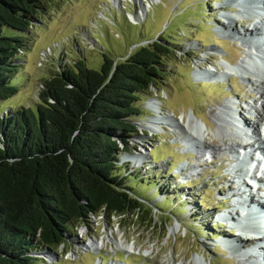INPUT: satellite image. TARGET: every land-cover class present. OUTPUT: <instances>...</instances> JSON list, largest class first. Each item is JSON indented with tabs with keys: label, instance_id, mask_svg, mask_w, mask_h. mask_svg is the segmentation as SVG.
<instances>
[{
	"label": "rangeland",
	"instance_id": "374dc122",
	"mask_svg": "<svg viewBox=\"0 0 264 264\" xmlns=\"http://www.w3.org/2000/svg\"><path fill=\"white\" fill-rule=\"evenodd\" d=\"M226 1L54 0L33 27L31 47L21 53L23 86L1 104L4 114L34 104L53 69L81 56L99 69L106 49L119 61L137 41L164 37L175 52L165 59L168 70L153 87L154 97L141 99L144 114L137 121L143 126L120 162L129 176L150 181L142 192L151 199L154 225L132 215L93 216L56 256L43 251L48 253L41 254L43 264H196L203 257L208 264H264V242L241 240L230 252L223 247L224 239L231 241L238 232L258 235L257 229L238 219V229L218 221L223 212L239 216L244 195L253 200L248 204L257 198L239 183L251 178L252 158L241 169L239 156L247 145L258 149L264 126L257 114L264 116V58L258 64L264 56V20L247 18ZM247 28L251 32L245 35ZM12 31L4 27V34ZM227 65H244L249 72L234 75ZM158 113L160 119L154 118ZM189 123L205 127L203 141L183 132ZM135 191L140 193L136 185ZM121 240L135 247L120 249Z\"/></svg>",
	"mask_w": 264,
	"mask_h": 264
},
{
	"label": "trees",
	"instance_id": "16d2710c",
	"mask_svg": "<svg viewBox=\"0 0 264 264\" xmlns=\"http://www.w3.org/2000/svg\"><path fill=\"white\" fill-rule=\"evenodd\" d=\"M53 3L0 0V264H43V251L59 253L93 216L155 222L142 192L150 181L120 162L139 134L141 99L154 97L175 53L166 37L137 41L119 61L106 49L99 69L81 56L53 69L34 104L1 110L23 86L21 53Z\"/></svg>",
	"mask_w": 264,
	"mask_h": 264
},
{
	"label": "bare ground",
	"instance_id": "6f19581e",
	"mask_svg": "<svg viewBox=\"0 0 264 264\" xmlns=\"http://www.w3.org/2000/svg\"><path fill=\"white\" fill-rule=\"evenodd\" d=\"M228 1V0H227ZM237 1H239L240 3H238ZM234 2H237L238 3V6L239 7H241V8H245L246 10H247V12L248 13H250V17H252V18H256L257 17V14H256V7L257 8H259V9H262V10H264V3L262 2V0H234ZM263 3V4H262ZM226 18H227V16H225ZM230 19V18H229ZM232 19H230V23L229 24H231L232 22ZM260 24V23H259ZM262 26V25H261ZM233 28V27H232ZM231 28V29H232ZM256 28L258 29V26H256ZM264 29V28H263ZM253 30V29H252ZM254 31V30H253ZM249 32H251V30L249 29V28H247V29H245V35H247ZM255 32V31H254ZM259 32V31H258ZM264 58V56L260 59V61L258 62V64H262V59ZM227 66H230V68H234V69H230V71L231 70H233V71H235V72H237V73H240L239 71L241 70V71H245V72H249V71H246V69H245V67H244V65H227ZM261 67H263V66H261ZM235 68H238V70L236 69L235 70ZM263 73H264V70H261ZM244 72V73H245ZM233 73V72H232ZM204 73H200V74H196L199 78L201 77V76H204L203 75ZM250 74V73H249ZM206 75H209V73H206ZM212 77V76H211ZM211 77H209V76H207V78H205V80H210V79H212ZM263 77H261V79H262ZM203 79V78H202ZM201 80V79H200ZM262 83L264 84V80H262ZM263 92V91H262ZM153 103V101L151 102V104ZM261 106L263 107V109H264V101H263V103L261 104ZM259 106H256V110H257V108H258ZM154 111H156V110H158V109H156V108H154L153 109ZM257 114H258V116H259V118H260V120H264V116L260 113V112H257ZM192 117L194 116V117H196L195 116V114L192 112V115H191ZM190 116V117H191ZM154 118H156V119H160V117H159V113L157 114V115H155L154 116ZM165 121H167V120H172V118H170V117H165V119H164ZM205 123V122H204ZM257 125H259L258 123H257ZM254 127V126H253ZM151 128H154V126H151ZM259 128V127H258ZM155 130V129H154ZM205 127H203V126H201V125H199L198 123H197V125L196 124H188V128H186V130L185 131H183L186 135H190V136H193L196 140H201V141H203V139H204V135H205ZM258 133H259V140H260V142H261V146L263 147V149H264V133H262V131L259 129V131H258ZM184 134V136H186ZM195 136H198V137H195ZM191 140V139H190ZM191 141H194V140H191ZM247 146H249V145H247ZM131 155V154H130ZM134 158V157H133ZM139 160H141L139 157H135V161H139ZM250 206V205H249ZM248 206V207H249ZM263 207H264V204L262 205ZM244 209H246V208H244ZM235 238H238L239 239V241L238 242H236V241H233ZM235 238H233V240H226V239H224L222 242H223V247H224V249H225V251H228V250H226V248L225 247H228L229 248V250L230 251H232V249H234L236 246L238 247L239 246V244L241 243V238H239V237H235ZM245 241V240H244ZM117 243H118V246L119 247H121L120 249H123V250H126V251H128V249L127 248H133V247H135L134 245L135 244H129L126 240H121V241H117ZM94 245H98V243H96V242H94V241H92L91 242V246H93V247H95ZM240 248V247H239ZM260 253V252H259ZM196 264H208V262H207V260L203 257V259L202 258H200V259H197L196 260Z\"/></svg>",
	"mask_w": 264,
	"mask_h": 264
},
{
	"label": "water",
	"instance_id": "95a60500",
	"mask_svg": "<svg viewBox=\"0 0 264 264\" xmlns=\"http://www.w3.org/2000/svg\"><path fill=\"white\" fill-rule=\"evenodd\" d=\"M139 126H143V124L139 123ZM153 216H154V214H153ZM42 254L47 256V254H48V253H47V254H45V253H42ZM56 254H58V253H57V252H55V253H54V255L56 256Z\"/></svg>",
	"mask_w": 264,
	"mask_h": 264
}]
</instances>
